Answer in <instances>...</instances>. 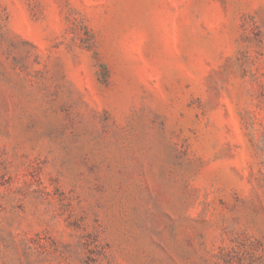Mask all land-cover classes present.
<instances>
[{
  "label": "rangeland",
  "instance_id": "obj_1",
  "mask_svg": "<svg viewBox=\"0 0 264 264\" xmlns=\"http://www.w3.org/2000/svg\"><path fill=\"white\" fill-rule=\"evenodd\" d=\"M0 264H264V0H0Z\"/></svg>",
  "mask_w": 264,
  "mask_h": 264
}]
</instances>
